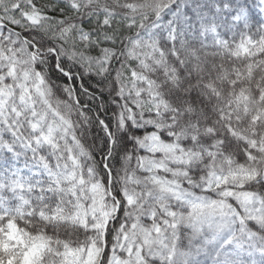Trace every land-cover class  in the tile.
Listing matches in <instances>:
<instances>
[{"label":"snow or ice","instance_id":"obj_1","mask_svg":"<svg viewBox=\"0 0 264 264\" xmlns=\"http://www.w3.org/2000/svg\"><path fill=\"white\" fill-rule=\"evenodd\" d=\"M0 264H264V0H0Z\"/></svg>","mask_w":264,"mask_h":264}]
</instances>
